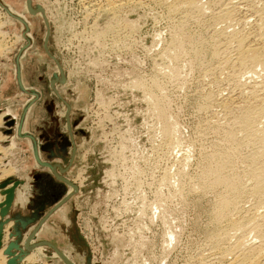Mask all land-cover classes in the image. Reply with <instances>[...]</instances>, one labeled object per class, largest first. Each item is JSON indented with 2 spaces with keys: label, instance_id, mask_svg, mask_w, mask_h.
Listing matches in <instances>:
<instances>
[{
  "label": "rangeland",
  "instance_id": "obj_1",
  "mask_svg": "<svg viewBox=\"0 0 264 264\" xmlns=\"http://www.w3.org/2000/svg\"><path fill=\"white\" fill-rule=\"evenodd\" d=\"M31 1L47 6L49 24L30 12V0H0V30L9 42L0 55V116L7 114L0 150L12 145L0 153V167L11 170L1 177L0 168V189L20 188L2 243L19 246L12 248L16 258L30 254L26 245L43 225L35 242L67 258L38 254L40 263L32 264L191 263L208 247L215 202L192 186L215 141L209 123H224L219 108L202 110V71L181 60L182 78L166 74L175 65L161 58L171 32L159 10L127 16L136 29L126 47L109 33L102 45L93 38L97 16L85 21L80 0ZM100 17L106 30L108 19ZM154 80L163 92L153 93L180 129L175 150L165 146L149 100Z\"/></svg>",
  "mask_w": 264,
  "mask_h": 264
},
{
  "label": "bare ground",
  "instance_id": "obj_2",
  "mask_svg": "<svg viewBox=\"0 0 264 264\" xmlns=\"http://www.w3.org/2000/svg\"><path fill=\"white\" fill-rule=\"evenodd\" d=\"M80 2L85 14L87 13L85 21L91 19V16H97L94 17L92 21L94 24L92 23L90 29L95 35L93 38L101 45L106 42L109 33L111 41L114 39L112 42L117 44L119 42L121 45L125 40L123 46L128 47L127 41L136 25L127 16L140 10H159L167 20L171 32L170 42L161 58L175 65L173 67L170 64L172 68L165 71L166 74L173 79H180L181 60H185L188 68L190 66L192 70L202 71V82L208 86L202 110L217 107L222 113L224 123L210 122L208 125L215 141L210 144L211 149L203 155L196 183L191 184L192 189L200 195H214L215 202L211 209L213 228L206 241L208 247L189 264H264V0H80ZM32 5L30 0L28 3L30 12L36 15L40 13L49 24L51 18L47 16V6ZM10 9L12 10L10 14L17 15L27 22L24 14ZM102 15L108 19L106 30L100 29L98 25ZM1 30L0 55L7 51L9 45L7 34ZM26 38L31 39V34L27 33ZM59 76L60 79L61 75ZM154 81L156 83L154 82L150 88L142 87L147 89L154 114L162 126L161 133L165 146L168 150H175L181 146L180 129L168 112L167 102L153 93L154 90L163 92L162 86L157 80ZM216 83H220V86L218 91L214 92L212 86ZM6 115L0 116V121ZM10 148L12 145L3 146L1 150L7 152ZM187 159L188 157L184 156L183 160ZM3 166L0 167L4 171L1 177H5V174L11 171L10 167ZM52 172L60 176L59 168H52ZM16 189L20 188L8 186L0 189V218L4 219L0 226V264L40 263L41 258H38V254L45 257L60 256L66 260L65 253L52 244L35 242L37 234L43 231V225L26 245L30 254L16 258L12 253V247L2 243V238L5 237L3 234L8 231L6 229L8 218L18 197L13 196ZM69 192L68 197L76 190L72 188ZM11 196V200H8Z\"/></svg>",
  "mask_w": 264,
  "mask_h": 264
},
{
  "label": "water",
  "instance_id": "obj_3",
  "mask_svg": "<svg viewBox=\"0 0 264 264\" xmlns=\"http://www.w3.org/2000/svg\"><path fill=\"white\" fill-rule=\"evenodd\" d=\"M61 171L63 172L64 170L61 169ZM57 178H58V177H57ZM62 180H63V179H62ZM11 198H12V197H10L8 200H11ZM11 247H12V248H14V247H15V248H18L19 246L12 244Z\"/></svg>",
  "mask_w": 264,
  "mask_h": 264
}]
</instances>
